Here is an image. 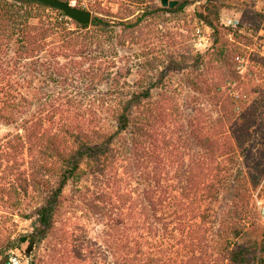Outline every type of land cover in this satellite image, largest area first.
Segmentation results:
<instances>
[{"label":"trees","instance_id":"trees-1","mask_svg":"<svg viewBox=\"0 0 264 264\" xmlns=\"http://www.w3.org/2000/svg\"><path fill=\"white\" fill-rule=\"evenodd\" d=\"M143 16L119 24L132 28ZM198 16L214 29L220 9L208 1ZM115 32L96 14L81 24L41 2L0 0V209L35 219L21 237L27 252L74 200L66 188L88 174L94 190L80 187L75 201L108 218L112 264H264V232L245 187L242 99L223 97L230 124L164 107L167 99L143 107L179 67L168 63L157 82L126 90L114 72ZM204 61L198 53L195 63Z\"/></svg>","mask_w":264,"mask_h":264},{"label":"rangeland","instance_id":"rangeland-1","mask_svg":"<svg viewBox=\"0 0 264 264\" xmlns=\"http://www.w3.org/2000/svg\"><path fill=\"white\" fill-rule=\"evenodd\" d=\"M181 1L188 3L182 10L171 11L164 8L162 0H70L114 25L119 51L114 72L121 80H127L126 90H132L139 82L143 86L157 82L168 63L178 65L179 69L163 78L161 87L143 107H160L167 99L171 103L164 107H184L186 113L193 115L198 109L207 116V123L230 124L223 97L229 91L240 96L238 107H243L244 123L249 127L243 159L251 174H246L245 187L251 189V205L256 210L253 194L258 189L264 194V0ZM208 1L220 9V18L213 20L214 29L198 16L205 12ZM145 11L154 12L144 17ZM142 16L141 23L132 28L119 24L133 23ZM230 21H237V25L229 24ZM220 48L225 50L223 61L217 56ZM200 52L205 61L196 64ZM214 63L221 65L223 71H204ZM96 183L87 174L81 182L66 188V195L74 200L66 204L55 228L32 254L27 252V242H22L21 237L34 230L35 219L1 208L0 259L8 255L9 260L17 257L19 264H112L106 234L108 218L85 207L86 203L75 201L80 187L90 186L94 190ZM229 194L226 192L225 201ZM257 221L263 238L259 218Z\"/></svg>","mask_w":264,"mask_h":264},{"label":"water","instance_id":"water-1","mask_svg":"<svg viewBox=\"0 0 264 264\" xmlns=\"http://www.w3.org/2000/svg\"><path fill=\"white\" fill-rule=\"evenodd\" d=\"M33 2H41L52 8L63 11L69 18L81 24H90L92 22L93 13L90 10L77 7L66 0H31ZM180 0H162L164 6L174 7Z\"/></svg>","mask_w":264,"mask_h":264},{"label":"built area","instance_id":"built-area-1","mask_svg":"<svg viewBox=\"0 0 264 264\" xmlns=\"http://www.w3.org/2000/svg\"><path fill=\"white\" fill-rule=\"evenodd\" d=\"M229 24H233L234 26H236L237 21H230ZM253 198H254L255 209L257 211L258 218H259L260 224H261V226L263 228V232H264V194L261 192L260 189H258L253 194ZM9 263L10 264H19V260L17 257H11Z\"/></svg>","mask_w":264,"mask_h":264}]
</instances>
